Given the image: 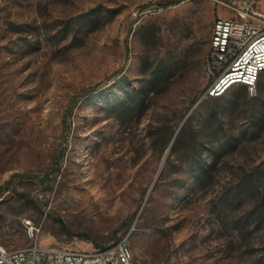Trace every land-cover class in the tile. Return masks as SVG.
<instances>
[{
  "label": "rangeland",
  "instance_id": "rangeland-1",
  "mask_svg": "<svg viewBox=\"0 0 264 264\" xmlns=\"http://www.w3.org/2000/svg\"><path fill=\"white\" fill-rule=\"evenodd\" d=\"M229 16L216 0H0V246H26L29 221L62 249L125 240L134 264H264V88L203 97Z\"/></svg>",
  "mask_w": 264,
  "mask_h": 264
},
{
  "label": "built area",
  "instance_id": "built-area-1",
  "mask_svg": "<svg viewBox=\"0 0 264 264\" xmlns=\"http://www.w3.org/2000/svg\"><path fill=\"white\" fill-rule=\"evenodd\" d=\"M216 1L231 16L214 20L204 60L211 81L203 97H220L235 85L253 94L264 72V13L254 0ZM25 228L28 244L17 249L0 246V264H134L125 240L105 248L70 250L40 244V231L29 221Z\"/></svg>",
  "mask_w": 264,
  "mask_h": 264
},
{
  "label": "trees",
  "instance_id": "trees-1",
  "mask_svg": "<svg viewBox=\"0 0 264 264\" xmlns=\"http://www.w3.org/2000/svg\"><path fill=\"white\" fill-rule=\"evenodd\" d=\"M236 86V88L237 89H239V90H241L244 94H246V92H247V88H246V86H244V85H235ZM234 87V86H233ZM232 88V87H231ZM230 88V89H231ZM263 88H264V72L263 73H261L260 75H259V77H258V79H257V82H256V93L257 94H261L262 93V90H263ZM230 89L227 91V92H225L222 96H220V97H215V98H207V99H211V100H213V101H216V100H219V99H222V98H224L226 95H228V92L230 91ZM179 136L177 135L176 137H175V139L173 140V143H172V147H173V149L177 146V144H178V141H179ZM61 227L63 228V230L68 234L69 232L67 231V229L61 224Z\"/></svg>",
  "mask_w": 264,
  "mask_h": 264
},
{
  "label": "bare ground",
  "instance_id": "bare-ground-1",
  "mask_svg": "<svg viewBox=\"0 0 264 264\" xmlns=\"http://www.w3.org/2000/svg\"><path fill=\"white\" fill-rule=\"evenodd\" d=\"M88 202V201H87Z\"/></svg>",
  "mask_w": 264,
  "mask_h": 264
}]
</instances>
